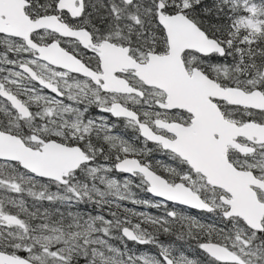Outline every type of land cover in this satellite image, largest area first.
<instances>
[{
    "label": "snow or ice",
    "instance_id": "6c2138e0",
    "mask_svg": "<svg viewBox=\"0 0 264 264\" xmlns=\"http://www.w3.org/2000/svg\"><path fill=\"white\" fill-rule=\"evenodd\" d=\"M0 264H264V0H0Z\"/></svg>",
    "mask_w": 264,
    "mask_h": 264
},
{
    "label": "rangeland",
    "instance_id": "374dc122",
    "mask_svg": "<svg viewBox=\"0 0 264 264\" xmlns=\"http://www.w3.org/2000/svg\"><path fill=\"white\" fill-rule=\"evenodd\" d=\"M120 131H122V129H120ZM149 211H153V212H154V211H156V210H155V209H151V210H149ZM161 238L164 239V237H161ZM189 254H190V255H195L194 251H191V250L189 251Z\"/></svg>",
    "mask_w": 264,
    "mask_h": 264
},
{
    "label": "flooded vegetation",
    "instance_id": "af4514ba",
    "mask_svg": "<svg viewBox=\"0 0 264 264\" xmlns=\"http://www.w3.org/2000/svg\"><path fill=\"white\" fill-rule=\"evenodd\" d=\"M117 131H120V129H117Z\"/></svg>",
    "mask_w": 264,
    "mask_h": 264
}]
</instances>
